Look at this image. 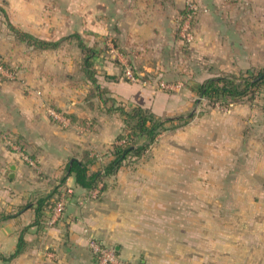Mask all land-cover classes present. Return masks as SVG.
Segmentation results:
<instances>
[{"label": "crops", "instance_id": "obj_1", "mask_svg": "<svg viewBox=\"0 0 264 264\" xmlns=\"http://www.w3.org/2000/svg\"><path fill=\"white\" fill-rule=\"evenodd\" d=\"M186 1L0 0V55L23 66L13 79L0 71V213L50 192L73 157L95 156L91 170L113 157L123 116L109 110L98 90L74 83L78 72L68 69L83 67L79 36L96 48L98 83L119 104L141 105L161 116L190 105L185 93L153 82L160 79L158 68L170 65L163 55L178 50ZM238 2L240 22L251 15L255 24L264 15V0ZM207 12L204 4L197 29L210 20ZM8 21L59 43L37 48ZM212 44L203 50L215 52ZM106 46L112 55H105ZM128 58L140 66L138 75L153 80H128L123 70ZM51 107L67 120L54 117ZM212 122L210 117L204 127H211L203 128L202 156L218 157V169L205 162L199 172L195 153L194 162L184 166L180 159L189 155L179 152H157L152 160L148 154L132 156L105 177L100 193L78 184L72 173L58 188L67 197L60 215L46 210L36 224L30 207L0 221V264H98L91 237L136 264H264V111L244 102L221 111L218 154ZM192 128L190 134L200 137ZM199 177L202 182H196ZM21 235L22 248L11 257Z\"/></svg>", "mask_w": 264, "mask_h": 264}, {"label": "rangeland", "instance_id": "obj_2", "mask_svg": "<svg viewBox=\"0 0 264 264\" xmlns=\"http://www.w3.org/2000/svg\"><path fill=\"white\" fill-rule=\"evenodd\" d=\"M197 1L202 7H204V4L208 6L209 12H207V15L210 16V20L207 19V21H204L203 29L201 30L197 29L194 25V38L192 41L182 40L178 28V38L180 42L178 50H173L172 55L169 54V56H167L168 53L163 55L162 61L171 59L170 65L164 64L163 68H158L155 75L157 76L156 78L159 76L160 79L153 81L157 82L160 87H162V82L168 85V88H162L170 90L178 89L181 93H185V95L189 97L191 103L185 110L163 116V118L172 117L174 120H170L166 123L167 128L161 131L143 155L148 154L147 158L152 160L155 159L154 154L157 152H179L182 155H189L187 158H182V156L180 159L181 166H184L185 164L190 165L189 162H194L191 154L195 153L197 158H199H196V169L201 172L200 170L204 168L205 162L211 164L213 169L215 167L218 169L219 166L218 157L213 158L211 161H204L203 159L202 155L205 151V141L202 136L203 128L209 129V127H211L208 125L204 127V125L209 122V118L211 117L213 121L212 127L216 129L213 142L214 140L217 142L214 146L217 148L216 152L218 154L219 114L221 111H225V108L230 105H225L224 102L220 101L214 103L206 96L201 95L199 91H197V86L200 82L213 74H241L247 73L246 71L249 69L253 70L255 74L258 73L259 70L264 69V15L257 17V23L255 24H252L251 15L247 17L246 21L240 22L239 19H241L242 16L240 15V3L238 0ZM208 21L213 22L214 25L211 22L209 25ZM253 21H255L254 18ZM207 28H210V30ZM220 39L222 40L221 46L219 45ZM210 43L214 44L216 48L215 52L203 50V45H208ZM222 44L226 45L225 50ZM218 47L222 48L220 52ZM110 49L111 47L108 48V46H106V56L114 53V51ZM69 50L75 51V49ZM79 50L82 51L83 67L78 66L76 70L70 67L68 69L69 73L78 72L75 76L77 78L74 83L84 87L89 84L90 86L88 85V87L90 89L100 91L91 80V82L87 80L86 52L83 51L81 47ZM223 51H225V53H223ZM113 58L116 57L114 56ZM3 60L10 65L8 67H10V70L13 72L12 76L8 75V78H15L17 74L19 75L20 71L23 70L21 69L23 68L21 64H13L8 59L5 60L4 56ZM91 61V69L96 71V67L94 66L95 61H93V59H91ZM127 65L136 76L152 79L151 75L145 74L141 76L137 74L140 66L138 67V63L134 59L128 58L124 68ZM3 76L5 75L3 74ZM104 95L108 99L107 104L109 107L114 104L119 105L118 101H113V97L109 96V94L105 93ZM239 102L260 106L261 110L264 111V85L255 88L253 92L238 101V103ZM192 118H194L193 120L195 123H192ZM123 122L122 130L128 128L124 119ZM193 125L197 131L200 130V137L190 134V131H194V128H192ZM127 131L130 130L128 129ZM137 139L142 140V138ZM214 150L215 149L212 147L211 152ZM201 177H199L201 180L197 178L196 182H202L203 178ZM215 180L218 182V176ZM61 196L62 194L60 197Z\"/></svg>", "mask_w": 264, "mask_h": 264}, {"label": "trees", "instance_id": "obj_3", "mask_svg": "<svg viewBox=\"0 0 264 264\" xmlns=\"http://www.w3.org/2000/svg\"><path fill=\"white\" fill-rule=\"evenodd\" d=\"M184 11L185 9H183L182 13ZM8 23L15 34L37 48L55 47L59 43L55 40L40 38L30 32L22 31L10 21H8ZM78 38L80 47L86 52L85 60L88 79L100 90L99 95L103 101L108 102L107 97L104 95V91L98 83L96 71L91 69V59H93L97 52L96 48L88 45L80 36ZM0 58L3 59V56L0 55ZM3 63L6 67L10 66L5 61ZM8 68L10 69V67ZM246 72L247 73L241 74L218 73L210 75L198 84L197 91L214 103L220 101L224 102L225 105H231L249 95L255 88L264 85V69L259 70L258 73L255 74L251 69ZM109 110L120 112L128 127L121 130L117 135L116 142L113 143V157L96 170H91L90 167L91 163L94 162L95 156H87L85 160L77 157L71 158L67 164L66 174L61 177L60 183L55 188L37 197L34 201H28L20 205L15 212L0 213V221L16 216L32 207L36 211L35 223L38 224L41 216L46 210L54 212L55 205L61 195V191H59L58 188L72 173L75 174L78 184L90 190L99 189L100 193L104 188L106 176L116 173L123 163L132 156L137 158L142 157L161 131L167 128L166 123L170 120H174L172 117L163 118V116L157 115L151 109L137 104L131 105L130 108L122 104H114L109 107ZM128 129L130 131H127ZM137 138H142V140H138ZM22 242L23 236L21 235L17 250L11 257L21 250Z\"/></svg>", "mask_w": 264, "mask_h": 264}, {"label": "built area", "instance_id": "obj_4", "mask_svg": "<svg viewBox=\"0 0 264 264\" xmlns=\"http://www.w3.org/2000/svg\"><path fill=\"white\" fill-rule=\"evenodd\" d=\"M202 9H204V7H202V5L197 0L186 1L185 11L183 13H180L178 23L179 33L182 40L192 41V39L194 38L193 28L195 18L198 16L199 12ZM3 62V59L0 58V71L5 73L6 75L12 76L13 72L8 67H6ZM124 74L128 80H139V77L134 74V72L128 65L124 68ZM161 86L168 88V85L165 82H162ZM50 112L54 117L62 121L67 120V117L64 113H61L60 111H57L52 107L50 108ZM25 158L31 164H34V160L30 156L27 155L25 156ZM95 190V193L99 191V189ZM66 202L67 197L64 194L59 198L55 205L54 210L56 214L60 215L63 212L66 206ZM88 245L93 254L95 255L98 264H136L132 260L121 257L114 248V246L107 244L97 239L96 237H91L88 241Z\"/></svg>", "mask_w": 264, "mask_h": 264}]
</instances>
